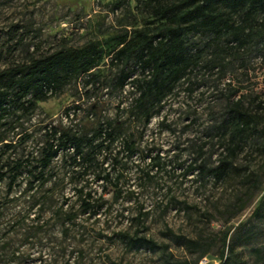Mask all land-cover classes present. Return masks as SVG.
Returning a JSON list of instances; mask_svg holds the SVG:
<instances>
[{"label":"rangeland","instance_id":"374dc122","mask_svg":"<svg viewBox=\"0 0 264 264\" xmlns=\"http://www.w3.org/2000/svg\"><path fill=\"white\" fill-rule=\"evenodd\" d=\"M154 21L145 0H0V68L63 44L95 40L105 51L95 79L85 83L84 75L60 94L38 100L26 123L54 118L92 127L109 115L135 132L138 145L131 157L120 153L122 163L109 157L103 164L111 182L95 181L93 174L87 178V188L102 195L105 204L98 216L81 213L75 223L62 224L53 215L66 197L64 207L79 208L74 187L86 181L62 155L52 162L51 180L38 189H26L19 180L9 191L0 180V264L194 263L199 251L182 244L188 238L211 247L196 264H222L225 258L229 264H264V153L257 144H245L234 160L237 168L222 180H202L198 170L184 174L196 158L212 162L223 150L217 126L227 101L242 99L264 127V41L240 49L223 43L206 51L144 126L140 116L129 115L138 95L132 83L122 90L113 86L117 68L109 52L124 35L130 39L134 29L153 28ZM68 105L73 106L70 116L63 114ZM9 119L2 129L16 139L13 126L19 118ZM120 145L118 139L113 152ZM140 211L147 213L140 233L166 248L133 247L119 234L136 229Z\"/></svg>","mask_w":264,"mask_h":264},{"label":"trees","instance_id":"16d2710c","mask_svg":"<svg viewBox=\"0 0 264 264\" xmlns=\"http://www.w3.org/2000/svg\"><path fill=\"white\" fill-rule=\"evenodd\" d=\"M145 2L151 6L157 24L153 28L134 29L130 39L124 35L109 52L110 64L117 68L112 78L113 86L122 90L132 83L138 95L134 97L129 115L140 116L144 126L160 111L177 84L200 64L206 51L223 43L240 49L264 41V0ZM104 56L103 47L90 40L81 46L63 44L44 53H30L24 60L0 68V180H6L9 191L19 180L26 182V189H38L51 180L52 162L62 155L71 170L82 172L81 180L86 178L74 187L79 208L73 204L64 207L66 197L54 209L53 215L62 224L75 223L81 213H87L88 217L98 216L105 199L95 195L91 187L87 188V178L93 174L95 181L111 182L110 171L105 170L103 164L109 157L113 164L122 163L121 152L127 157L136 154L137 137L123 120L109 115L97 118L92 127L67 124L63 120L57 122L54 118L26 122L32 120L38 100L60 94L66 85L77 82L84 75L85 83L95 79V70ZM73 106L79 107L77 103ZM73 106H66L63 114L70 116ZM11 115L23 117L13 126L17 128L16 139L8 138L7 129H2ZM217 128L221 130L223 143L217 160L210 162L203 158L198 162L196 158L186 166L184 174L198 170L197 175L202 180L208 177L216 181L224 179L237 168L234 160L249 140L264 153V127L242 99L227 101ZM118 139L121 148L113 152ZM120 175V172L116 174V186ZM244 206L243 202L239 210ZM44 210L46 201L42 205ZM146 214L139 212L133 232L127 228L121 229L119 234L133 247L166 248V243L140 233L144 223L142 216ZM229 229L223 230L225 241ZM182 244L199 251L196 261L167 259L168 264H196L211 251L210 246L202 245L197 239L188 238ZM222 264H229L228 258Z\"/></svg>","mask_w":264,"mask_h":264}]
</instances>
